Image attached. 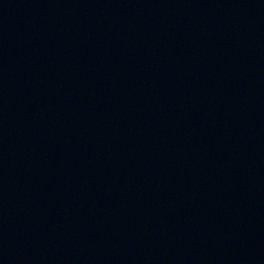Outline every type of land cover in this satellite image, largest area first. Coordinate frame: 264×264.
Masks as SVG:
<instances>
[{
    "label": "water",
    "instance_id": "1",
    "mask_svg": "<svg viewBox=\"0 0 264 264\" xmlns=\"http://www.w3.org/2000/svg\"><path fill=\"white\" fill-rule=\"evenodd\" d=\"M0 264H264V0H20Z\"/></svg>",
    "mask_w": 264,
    "mask_h": 264
}]
</instances>
